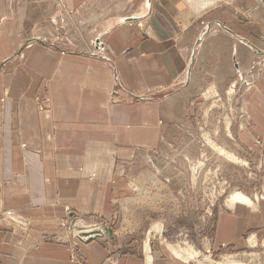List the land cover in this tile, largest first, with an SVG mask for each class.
<instances>
[{
	"label": "crops",
	"instance_id": "0c3cea01",
	"mask_svg": "<svg viewBox=\"0 0 264 264\" xmlns=\"http://www.w3.org/2000/svg\"><path fill=\"white\" fill-rule=\"evenodd\" d=\"M88 1L59 3L81 31L93 28L88 40L100 50L93 53L69 33L65 40L63 32L24 33L0 0V204L29 223L0 227V264H72L66 246L48 241L65 206L83 218L116 212L109 249L133 248L119 236L122 210L114 208L132 198L129 183L142 168L137 153L157 145L166 110L195 107L200 91L223 93L236 78L255 76L251 65L264 55V0H105L87 24ZM253 84L241 106L261 137L264 77ZM247 207L216 213L213 251L244 248L248 232L264 238V200ZM79 252L85 264L105 257L95 241ZM173 256L161 249L154 264H188ZM116 264L142 262L132 250Z\"/></svg>",
	"mask_w": 264,
	"mask_h": 264
},
{
	"label": "rangeland",
	"instance_id": "374dc122",
	"mask_svg": "<svg viewBox=\"0 0 264 264\" xmlns=\"http://www.w3.org/2000/svg\"><path fill=\"white\" fill-rule=\"evenodd\" d=\"M104 2L90 1L87 24L94 17L95 8L102 7ZM8 3L15 16L21 19L24 33L29 34L31 29L63 32L64 40L69 33L82 47L85 46L86 51H100L96 41L88 40L93 28L89 30L87 25V30L81 31L78 23L63 14L59 0H8ZM138 27L145 36V25L138 24ZM250 70H256L255 76L245 74L243 78H236L223 93L212 89L200 91V100L195 107L166 110L162 119L165 130L157 145L137 153L140 160L137 162L142 168L129 183L132 198L119 202L120 208L118 204L114 208L122 210L123 226L119 236L132 240L133 248L109 249L111 237L105 226L111 228L112 238L115 237L116 212L112 216L98 213L83 218L74 214L70 206H65L59 231L48 241L66 246L72 264H85L79 246L91 241L101 244L105 250L100 264H116L122 254L132 250L142 264H154L161 249L162 254L173 256L167 245L185 257L191 250L197 252L193 258L184 260L174 255L188 264H198L203 258L236 264H264V238L257 239L251 232L245 236V247L238 250L220 248L213 251L210 240L216 213L232 209L228 206V197L233 191H242L250 198L257 196V199L252 198L255 206H248L251 210L257 208V202L264 200V135L257 137L251 131L253 124L241 106L242 94L253 87L255 78L264 77V55L253 62ZM118 89L120 86L117 85L115 94ZM35 100L38 108L44 109V95L39 94ZM208 141L234 154L239 162L223 158ZM82 219L87 223L82 222L84 226L92 225L104 234L98 235L94 231L89 240L81 241L76 237V231L80 226L77 223ZM120 223L121 220L118 225ZM0 227L26 230L29 223L16 210L0 204ZM144 244L145 249L149 248L146 255H151L149 263L145 259ZM200 264H207V261Z\"/></svg>",
	"mask_w": 264,
	"mask_h": 264
},
{
	"label": "bare ground",
	"instance_id": "6f19581e",
	"mask_svg": "<svg viewBox=\"0 0 264 264\" xmlns=\"http://www.w3.org/2000/svg\"><path fill=\"white\" fill-rule=\"evenodd\" d=\"M191 4H193L192 1H191ZM208 143L218 154L222 155L223 158H225L226 160H229V161H232V162L233 161L234 162H239V159L237 157H235L234 154H232L229 151H226L221 146H218L215 142L208 141ZM253 197H254V199H257V196L253 195ZM228 198H229L228 206H230V207H232L236 203H239V204H242V205H245V206H249V207H254L255 206L254 200L252 198H250L249 196H247L245 193H243L242 191H239V190L233 191L229 195ZM93 226H95V225H93ZM107 228H109L111 230L110 227L105 226L106 230H107ZM94 231H96V233L98 235H103L104 234L103 230H101V229L98 230L97 228L96 229L92 228V225H86V226L82 225V226L79 227L78 231H76V237L79 238L81 241H86V240H89L92 237L93 233H95ZM107 233H108V231H107ZM112 235H113L112 233H111V235H109V233H108L109 237H111ZM167 247L170 249L172 255L176 254L175 256L176 257L178 256L177 258H181L182 260L187 259V258L188 259L193 258L195 254H198L197 252L191 250V253H188V255L185 257L182 254H180L179 251L176 248L172 247L171 245H167ZM146 249L148 250V248H146ZM146 260L148 261V263L150 262L149 254L146 255ZM203 261H207V264H236L233 261H216V260L214 261L212 259H206V258H203L200 261H198V264H200Z\"/></svg>",
	"mask_w": 264,
	"mask_h": 264
},
{
	"label": "water",
	"instance_id": "95a60500",
	"mask_svg": "<svg viewBox=\"0 0 264 264\" xmlns=\"http://www.w3.org/2000/svg\"><path fill=\"white\" fill-rule=\"evenodd\" d=\"M107 231H108L109 235H111V230L109 228H107Z\"/></svg>",
	"mask_w": 264,
	"mask_h": 264
}]
</instances>
